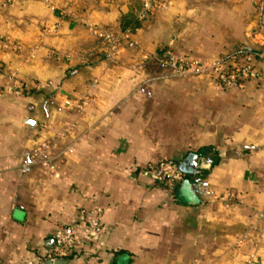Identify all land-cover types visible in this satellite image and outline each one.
Masks as SVG:
<instances>
[{
  "label": "crops",
  "instance_id": "0c3cea01",
  "mask_svg": "<svg viewBox=\"0 0 264 264\" xmlns=\"http://www.w3.org/2000/svg\"><path fill=\"white\" fill-rule=\"evenodd\" d=\"M144 1L0 0V41L23 50L0 44V264H53L67 224L66 264H264V82L221 92L159 66L165 51H258L256 15L249 0H168L129 32L135 48L103 52L89 26ZM166 159L184 174L172 193L144 172Z\"/></svg>",
  "mask_w": 264,
  "mask_h": 264
},
{
  "label": "built area",
  "instance_id": "2783aa9c",
  "mask_svg": "<svg viewBox=\"0 0 264 264\" xmlns=\"http://www.w3.org/2000/svg\"><path fill=\"white\" fill-rule=\"evenodd\" d=\"M167 1L145 0L138 19L141 20L151 16L154 13V9L165 8ZM61 15H64V12H61ZM89 30L99 42L103 52L110 53L115 51L120 43H125L129 49L136 47V43L129 37V32L121 30L118 25L109 27L91 25ZM0 44L17 52H23L22 48L17 44L8 42L4 44L2 41H0ZM52 56L57 60H63L64 58L62 53L53 52ZM88 58L89 55L85 53L78 56V60L81 62H86ZM159 66L171 70L177 76H195L202 80L205 79L210 86L220 91L235 87L241 88L248 81L264 82V55L259 53L249 54L243 51L240 57L229 56L212 61H202L165 51L159 60ZM12 92L17 93L16 90H12ZM65 104L69 105V102L66 100ZM144 172L155 184L169 193H172L184 179V174L174 160L166 159L159 161L155 165H148ZM80 213V216H86V225L83 230L84 239L87 242H91L97 237L101 229L100 216L102 209L94 207L90 211L82 210ZM52 239L53 246L44 258L47 263H53L58 259H66L76 249L77 241L72 224L57 228L53 233ZM247 264H255V262L250 259Z\"/></svg>",
  "mask_w": 264,
  "mask_h": 264
},
{
  "label": "rangeland",
  "instance_id": "374dc122",
  "mask_svg": "<svg viewBox=\"0 0 264 264\" xmlns=\"http://www.w3.org/2000/svg\"><path fill=\"white\" fill-rule=\"evenodd\" d=\"M130 2H132L133 0H127ZM249 4H244L243 7H246V10L250 9L252 11V14L256 15V19H257V23L255 25V30L257 32V36H258V41L260 43H262V45H264V0H249L248 2ZM122 43H120L121 45ZM125 45V43H123ZM119 45V46H120ZM262 48H264V46H262ZM259 48L258 51H256L255 53H259L261 55H264V49ZM262 49V50H261ZM254 51V50H253ZM176 77H181V78H185V77H192L198 81H200L201 83H205L206 87H209L211 89H214L212 86H210L207 82V80H202L200 78H197L195 76H177ZM216 90V89H214ZM216 91H220V90H216ZM227 91V90H225ZM222 92V91H221Z\"/></svg>",
  "mask_w": 264,
  "mask_h": 264
},
{
  "label": "trees",
  "instance_id": "16d2710c",
  "mask_svg": "<svg viewBox=\"0 0 264 264\" xmlns=\"http://www.w3.org/2000/svg\"><path fill=\"white\" fill-rule=\"evenodd\" d=\"M139 22L140 21L135 14L128 12V13H125L121 16L120 21L118 22V27L121 30H127L128 32H133L139 26ZM243 51H245L246 53H249V54H253L256 52L253 50L238 49L236 51L231 52L230 54L222 56L221 58H227L229 56L240 57V56H242ZM179 55H181V54H179ZM183 56L192 58L188 55H183ZM221 58H219V59H221Z\"/></svg>",
  "mask_w": 264,
  "mask_h": 264
},
{
  "label": "water",
  "instance_id": "95a60500",
  "mask_svg": "<svg viewBox=\"0 0 264 264\" xmlns=\"http://www.w3.org/2000/svg\"><path fill=\"white\" fill-rule=\"evenodd\" d=\"M53 264H66V261L64 259H58L54 261Z\"/></svg>",
  "mask_w": 264,
  "mask_h": 264
}]
</instances>
